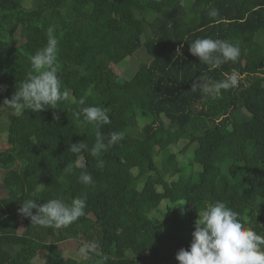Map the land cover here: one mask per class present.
<instances>
[{"label": "trees", "instance_id": "obj_1", "mask_svg": "<svg viewBox=\"0 0 264 264\" xmlns=\"http://www.w3.org/2000/svg\"><path fill=\"white\" fill-rule=\"evenodd\" d=\"M49 27L68 95L37 117L8 113L0 264H98L78 254L91 241L106 264H174L198 214L218 201L264 236V52L256 41L264 0H0V105L27 81ZM207 37L238 44L239 58L210 69L189 52ZM139 48L150 59L131 78L109 67ZM233 70L241 75L235 88L217 95L192 88L198 77L220 81ZM87 106L105 108L111 123L97 129L82 113L77 119ZM97 131L124 133L99 157L102 168L91 153ZM82 141L86 150L70 151ZM82 172L91 184L79 181ZM76 197L86 199L85 215L59 229L18 212L23 201ZM70 241L77 248L64 256Z\"/></svg>", "mask_w": 264, "mask_h": 264}, {"label": "clouds", "instance_id": "obj_2", "mask_svg": "<svg viewBox=\"0 0 264 264\" xmlns=\"http://www.w3.org/2000/svg\"><path fill=\"white\" fill-rule=\"evenodd\" d=\"M208 15L215 18L219 11L210 9ZM47 33V45L31 58L32 72L28 74L27 81L20 83L11 99L6 98L3 102V105H7L17 114L25 110L41 112L46 108H56L58 102L67 98V91H61L62 84L56 67L59 41L54 28L49 27ZM182 48L183 44H180L176 49L177 56L183 55ZM189 52L198 57L200 62L209 65L210 69H215L229 61L235 62L240 56V47L226 40L207 37L191 42ZM240 79L241 75L233 70L230 74L225 73L224 79L220 81L206 79L201 82L198 77L192 88H200L205 94L217 95L222 90L237 87ZM84 103V99H81L80 104ZM49 105L51 107H46ZM81 113L83 120L95 125L97 129L111 123L107 110L103 107H83L80 112L75 113L77 119ZM123 138V132L114 131L104 137L97 131L96 141L91 149L92 155L98 158L97 167L104 166V161L99 159L102 153ZM69 148L71 152L79 153L86 150L88 145L82 141L70 144ZM80 166L83 167L82 164ZM79 181L82 184H91L93 177L90 173L82 172ZM85 207L84 197L73 198L70 203H65L62 199H50L42 205H37L33 199L23 201L18 212L24 217H29L31 224L59 229L85 215ZM192 236L189 248H181L176 254L179 264H264V236L243 224L239 213L224 202L218 201L208 205L198 214ZM78 254L88 260H92L93 256L99 257L98 264H106L108 260L107 256L102 255L100 245L95 241L85 242L79 248Z\"/></svg>", "mask_w": 264, "mask_h": 264}, {"label": "rangeland", "instance_id": "obj_3", "mask_svg": "<svg viewBox=\"0 0 264 264\" xmlns=\"http://www.w3.org/2000/svg\"><path fill=\"white\" fill-rule=\"evenodd\" d=\"M256 41L260 43L263 47L264 52V33H258L256 35ZM150 57L144 52L142 48L137 49L132 55L127 56L122 61L115 63V64H109V67L116 73L119 74L121 77L125 79H129L132 77V75L135 73L137 67L141 63L148 62ZM15 111L10 109L7 105H0V150H3L7 147L6 144V126H7V117L8 113L9 115L11 113H14ZM23 114L27 115L28 117H37V112H32L31 110H25ZM2 174L3 171L0 169V194L1 196L5 195V192L2 188ZM21 226L19 227V232H22L24 229L22 221L20 222ZM77 242L70 241L68 244H66L64 247H62L61 251L64 256L72 255L76 248H77ZM36 263L40 262L38 258L33 259ZM41 264V263H40ZM174 264H179V261L175 258Z\"/></svg>", "mask_w": 264, "mask_h": 264}, {"label": "built area", "instance_id": "obj_4", "mask_svg": "<svg viewBox=\"0 0 264 264\" xmlns=\"http://www.w3.org/2000/svg\"><path fill=\"white\" fill-rule=\"evenodd\" d=\"M178 48V46L176 47V49Z\"/></svg>", "mask_w": 264, "mask_h": 264}, {"label": "crops", "instance_id": "obj_5", "mask_svg": "<svg viewBox=\"0 0 264 264\" xmlns=\"http://www.w3.org/2000/svg\"><path fill=\"white\" fill-rule=\"evenodd\" d=\"M20 226H21V224H20ZM20 226H19V227H20ZM18 231H19V230H18Z\"/></svg>", "mask_w": 264, "mask_h": 264}]
</instances>
